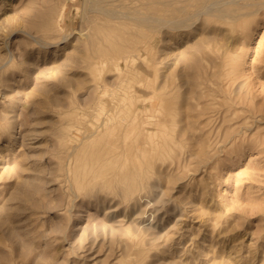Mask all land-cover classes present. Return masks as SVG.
<instances>
[{
  "label": "rangeland",
  "instance_id": "374dc122",
  "mask_svg": "<svg viewBox=\"0 0 264 264\" xmlns=\"http://www.w3.org/2000/svg\"><path fill=\"white\" fill-rule=\"evenodd\" d=\"M57 1L0 0V264H264V9L246 37L115 19L116 52Z\"/></svg>",
  "mask_w": 264,
  "mask_h": 264
},
{
  "label": "bare ground",
  "instance_id": "6f19581e",
  "mask_svg": "<svg viewBox=\"0 0 264 264\" xmlns=\"http://www.w3.org/2000/svg\"><path fill=\"white\" fill-rule=\"evenodd\" d=\"M55 1H57V0H55ZM58 1H60V0H58ZM123 1H125V0H84L83 1L84 20H85L86 24L89 25V27L93 28V30H95V29L97 30V31H95L94 34H92V39L90 38L91 42H93V41L95 42V39L98 37L99 39H103L105 41H108L109 49H112L116 52H119L120 50H118L119 48L116 45L117 43L115 44V41L112 40V39H115V40L119 39V35H111V34L108 35L107 33H104L103 31L100 32L98 30V28L100 26H103L104 23H111L113 20H115V19L118 20L119 18H123V17L124 18H132V19L134 18V20H142L143 22H147V23L148 22L149 23L150 22H155V23L157 22V23H160V25H163L164 28L166 27L169 30V32L170 31H180V33H181V30L191 28L196 23V21L199 20L200 17H202V16L218 17L219 20H223L224 18H230V19L233 18L234 23H239V21H241L242 19L245 18V23L243 24L242 23L243 20H242V22H241V24H239V26L241 27V31H243V35L246 37L247 31H249V32L251 31V25L253 23H256V21H257V20L255 21V18H253V17L258 16L259 13L264 9V0H165V2H162L160 4H163L165 6L166 12L171 13L172 8L174 9L175 6H178L179 9H177V14H175V13L173 15H171V14L165 15L164 14L165 16L163 15L162 17H160L157 12H154L155 11L154 10L152 14H149V15L146 14V17H141L138 14H135L138 11L137 9L133 8L134 11L137 10L134 12L132 10V8L128 7L127 5H124L123 7H121L120 4ZM241 1L244 4L243 3L241 4ZM63 2H65V0L62 1V3ZM155 5L156 4H154V3L151 4V6H153V9H154ZM117 7L118 8L120 7L121 9L128 8V10L124 11V12H120V11H118ZM193 8H195L196 10L194 11ZM263 12L264 11H262V13ZM143 14H142V16H145ZM97 19H99V20H97ZM247 19H248V22H247ZM115 21H113V22H115ZM59 27H60V30L63 28L62 26H59ZM110 27H112V25H110ZM60 33H62V32H60ZM248 36H251V33ZM66 39H67L66 36H61L60 41L65 42ZM101 46L102 45H100V46L96 45V48L98 50H100ZM129 53H130L129 57H131L132 59H133V57H138L136 50H132ZM88 58H90V57H88ZM90 59L95 60L96 58L92 57ZM111 59L112 58H110V62H111ZM127 60H129V62L131 61L129 58H127ZM104 63H105V60L101 58V61L97 60V61L92 62V67L94 69H97V70H99V68H100V70H101L103 67L105 68ZM229 64H230V62H227V63H224L223 66L226 67V66H229ZM218 65L220 67V64H218ZM224 75H225V73H224ZM218 76H220V75L216 74L215 76L209 75L208 77H205L206 80H204V82L202 81L203 85H201V88H203L202 86H204V90L207 89L208 90L207 92L209 94V91L211 92V87L218 83L217 82ZM221 76L223 77V75H221ZM222 77H220V78H222ZM202 78H204V77H202ZM218 84H220V83H218ZM229 84L230 83L228 82L227 85H229ZM204 95H205V93L203 94V97H204ZM208 96L209 95H207V97ZM211 96H210V98H211ZM205 98H206V95H205ZM205 98H202V99H205ZM207 103H205V104H207ZM208 104H210V103H208ZM154 109H156V108L153 105L152 110H154ZM211 113H213V112H211ZM225 113H226V111H225ZM140 118L138 119V117H137L132 122H128L127 125H125V127H124L125 129H123V128L122 129L125 130V132L129 133L128 134L129 137L134 136V137L139 138V137L147 136L150 139L155 138L157 133L155 130H153L151 128V126L153 125L152 121L149 119H146L145 117L144 118L140 117ZM110 121H112V120H110ZM112 125H113V123H112ZM164 126H165L164 122H162L161 127H164ZM153 144H154V142H153Z\"/></svg>",
  "mask_w": 264,
  "mask_h": 264
}]
</instances>
